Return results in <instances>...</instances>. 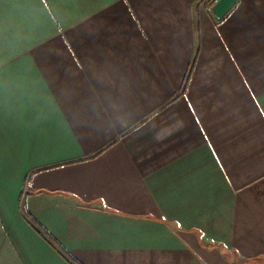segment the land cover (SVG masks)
<instances>
[{"label": "crops", "instance_id": "0c3cea01", "mask_svg": "<svg viewBox=\"0 0 264 264\" xmlns=\"http://www.w3.org/2000/svg\"><path fill=\"white\" fill-rule=\"evenodd\" d=\"M211 2L0 0V264H264V0Z\"/></svg>", "mask_w": 264, "mask_h": 264}, {"label": "water", "instance_id": "95a60500", "mask_svg": "<svg viewBox=\"0 0 264 264\" xmlns=\"http://www.w3.org/2000/svg\"><path fill=\"white\" fill-rule=\"evenodd\" d=\"M235 0H215L212 11L215 16L221 17L234 3Z\"/></svg>", "mask_w": 264, "mask_h": 264}, {"label": "built area", "instance_id": "2783aa9c", "mask_svg": "<svg viewBox=\"0 0 264 264\" xmlns=\"http://www.w3.org/2000/svg\"><path fill=\"white\" fill-rule=\"evenodd\" d=\"M215 0H212V2L211 3H213ZM211 5V4H210Z\"/></svg>", "mask_w": 264, "mask_h": 264}]
</instances>
